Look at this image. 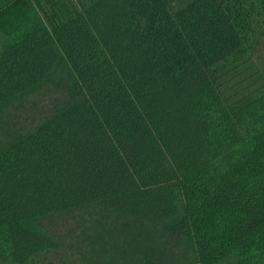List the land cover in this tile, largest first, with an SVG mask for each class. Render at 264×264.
<instances>
[{
    "label": "trees",
    "instance_id": "trees-1",
    "mask_svg": "<svg viewBox=\"0 0 264 264\" xmlns=\"http://www.w3.org/2000/svg\"><path fill=\"white\" fill-rule=\"evenodd\" d=\"M0 264H264V0H0Z\"/></svg>",
    "mask_w": 264,
    "mask_h": 264
}]
</instances>
